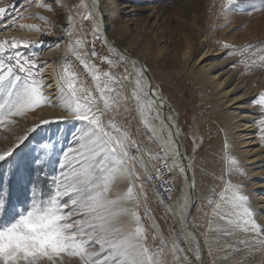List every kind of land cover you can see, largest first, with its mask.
I'll return each instance as SVG.
<instances>
[{
  "label": "rangeland",
  "instance_id": "obj_1",
  "mask_svg": "<svg viewBox=\"0 0 264 264\" xmlns=\"http://www.w3.org/2000/svg\"><path fill=\"white\" fill-rule=\"evenodd\" d=\"M97 1L102 24L89 0H0V264L199 262L150 205L135 149L169 157L134 59L177 114L204 264H264V4Z\"/></svg>",
  "mask_w": 264,
  "mask_h": 264
},
{
  "label": "bare ground",
  "instance_id": "obj_2",
  "mask_svg": "<svg viewBox=\"0 0 264 264\" xmlns=\"http://www.w3.org/2000/svg\"><path fill=\"white\" fill-rule=\"evenodd\" d=\"M92 2L95 12V19L98 23H101L100 12H97L96 9L99 6L97 0H89ZM253 5L257 7L260 4H264V0H251ZM117 54L120 55L121 61H129V55L127 51L116 50ZM136 60H131V67L128 68V73L132 76L131 79V88H135L137 92L142 89L146 92V97L141 96L142 99L145 98L147 103L154 111L155 119L150 118L149 116L142 115L141 119L143 122L144 128L150 133L152 138L161 146L165 154L170 158L172 171L176 170L179 173V184L181 187L179 195L176 197L174 210L171 212V217L174 219L175 224L179 227V233L187 239H190L195 247L196 254L198 253V242L194 236H192L190 230L185 225V218L189 210L191 201L189 197V186L193 184L192 174H191V157L187 156L183 147V134L180 131L177 121L178 117L174 108L168 103V101L163 98L155 89L152 88V83L150 79L149 72L145 65H141L140 60L137 59L140 64L139 68H136L133 62ZM136 61V62H137ZM145 75V79L142 78V75ZM55 84H52L54 86ZM152 95V97L149 95ZM154 97V98H153ZM181 147V152L178 150V147ZM193 228V227H192ZM194 263L199 264L197 259L194 258Z\"/></svg>",
  "mask_w": 264,
  "mask_h": 264
},
{
  "label": "built area",
  "instance_id": "obj_3",
  "mask_svg": "<svg viewBox=\"0 0 264 264\" xmlns=\"http://www.w3.org/2000/svg\"><path fill=\"white\" fill-rule=\"evenodd\" d=\"M97 46V47H96ZM86 44V53L94 54L95 65L99 68L105 66L107 49L101 43ZM135 155L146 174L151 187L150 205L160 218H167L174 210L178 195V183L173 176L170 158L162 157L143 147L135 149Z\"/></svg>",
  "mask_w": 264,
  "mask_h": 264
},
{
  "label": "water",
  "instance_id": "obj_4",
  "mask_svg": "<svg viewBox=\"0 0 264 264\" xmlns=\"http://www.w3.org/2000/svg\"><path fill=\"white\" fill-rule=\"evenodd\" d=\"M102 32H103V34L105 36L107 35V33H106L105 29H104V25L102 27ZM112 45H114V44H112ZM114 47L116 48L117 46L114 45ZM120 52H122V49L121 48H120ZM149 95H150V93H149ZM150 96L152 97V95H150ZM178 150L181 152V147L180 146L178 147ZM181 155H183L182 152H181ZM188 192H189V197H190L191 204H190L189 210H188L187 215H186V218H185V225L190 230V232L195 237V239H197V242H198V251H199V255H200L199 262H200V264H204V261H203V250H202L201 240H200L198 234L192 228V225H191V216H192L193 209H194V206H195V199H194V193H193V186H192V184H190Z\"/></svg>",
  "mask_w": 264,
  "mask_h": 264
}]
</instances>
